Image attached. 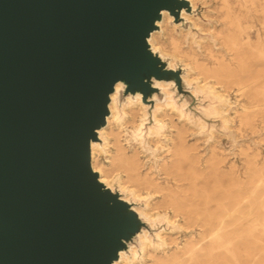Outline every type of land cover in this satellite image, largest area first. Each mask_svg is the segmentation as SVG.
<instances>
[{
	"label": "water",
	"instance_id": "water-1",
	"mask_svg": "<svg viewBox=\"0 0 264 264\" xmlns=\"http://www.w3.org/2000/svg\"><path fill=\"white\" fill-rule=\"evenodd\" d=\"M187 0H0V264H113L145 224L98 180L110 94L185 91L147 39Z\"/></svg>",
	"mask_w": 264,
	"mask_h": 264
},
{
	"label": "bare ground",
	"instance_id": "bare-ground-1",
	"mask_svg": "<svg viewBox=\"0 0 264 264\" xmlns=\"http://www.w3.org/2000/svg\"><path fill=\"white\" fill-rule=\"evenodd\" d=\"M187 1L190 4V11L182 9L179 20H175L173 15L167 10L161 11V18L156 22L157 29L150 33L147 42L151 51L158 54L169 68L175 69L179 67L177 62L182 64L180 67L182 70L180 75L182 84L192 95L197 97L203 95L204 98H208L203 91L206 77L201 76V73L207 70L203 63H200L195 55L191 53H188V59L184 57L185 62L176 58L182 57L180 55L182 51L179 47L178 37H187L193 34L191 32L192 28H200L202 30V26L204 25L194 11L197 1L206 4V0ZM223 3L227 6L225 0ZM203 15L205 16L204 13ZM225 17L228 18L227 22L232 26L233 31L210 30L212 36H223L234 47H248L258 57L264 59V13L260 26L255 29V39L253 41L249 36V30L254 25L242 26L229 9L225 12ZM181 20L189 23L187 28L181 26ZM176 29L179 30L178 34L175 33ZM188 37L192 39L191 36ZM165 42L169 45V49L164 46ZM197 42L203 46V40H198ZM205 49L208 55L215 59L211 72L219 75L226 83H233L239 94L246 92L248 89L264 94V75L249 76L248 79L243 80L242 77L238 76L239 74L237 75V70H235V66H232V63L224 59L222 55H214L212 49L208 46ZM186 61L189 63L188 65L185 64ZM195 78L197 80H194ZM153 86L157 88V92H154L148 101H143L141 94L138 92L122 95L124 89L122 82H117L114 85V90L109 97L108 114L105 117V124L97 130V139L90 143V164L93 171L98 174V180L104 186L112 192H117L122 200L131 204V208L145 224L154 227L155 222L162 218H153L152 215L155 212V207H151L149 202L145 201V195L134 184L129 182L133 181L155 188L157 183L150 172L142 173L140 171L141 166L147 160L140 157V154H143L140 145L137 144L128 153L125 146L127 140L124 139L123 141V138H121V132L127 126L130 125L136 128L140 126L141 122H138V116L144 114L142 126L139 130L141 134H146L148 144L154 142L156 146L161 145L162 151L166 152L168 155L167 160L165 161L163 157H160L161 163H158L157 166L163 174L162 177H169L175 183V189H168L164 193V196L168 197L174 204L175 211L181 214L183 223L186 225L185 227L195 224L199 227L200 231L197 237L191 236L181 246H176L177 251H174L165 258H161L156 255L157 248L151 247V240L157 241L161 239L166 244L173 240L167 238L164 229L156 230L151 234L145 227H142L133 237L132 241L127 244V248L119 251L118 258L113 264H129L128 261L130 260L132 263H135V257L139 254V251H142V257H150L153 264H226L229 260L234 264H242L240 261L242 253L247 254L249 250L248 247H240V243L246 240L247 236H251L258 225L262 227L260 230L264 232V193L255 199L252 197V194H254L259 186L258 184L264 182V166L255 164L254 172L249 176L246 183L229 169L222 176L229 178V181H227L234 186L235 190L226 188L227 184L224 182V184L219 185L222 191L219 192V196L216 198L213 194V188L208 189L205 185L199 184V180L204 175L197 166V155L196 152H193L195 150L194 145L186 144L183 126L176 127L174 134L169 135L162 132L161 127L164 117L168 114H173L178 118V113L174 111L173 107L179 110L182 116L189 121L203 122L207 125L206 121L187 110L185 99L178 102L176 86L173 81L153 80ZM210 87L220 97L226 95L223 92V85H219L218 82L213 81ZM217 87H220V90ZM208 100L209 102L206 105L198 104L196 109L205 117H218L219 115L217 114H209L211 112L209 109L211 101L209 98ZM228 106L229 103H224L223 108H218L225 122L232 118V116L225 115ZM248 109V106L242 105V114H245ZM116 112L124 114L122 122H115ZM243 119H246L245 115H243ZM149 120L152 122L150 123ZM188 120L181 119L180 122L189 129L196 130L193 124L188 123ZM146 123L149 125L144 129ZM159 124L161 135L163 138L169 139V144L163 143L155 135V128ZM138 140L140 142V137ZM101 154L107 156L104 161H100ZM221 162L222 157L214 151L207 158V166L214 174L218 171L220 172ZM115 168H122L126 178L123 179L120 175L116 179L117 173H115ZM247 169L250 170L251 168L247 167ZM246 184H249V191L245 194ZM152 191L153 193L156 192L155 190ZM142 200H144L143 204L140 203ZM258 211H261L262 215H253L246 227L244 224L245 217ZM164 220L168 224L174 221L171 217H167ZM153 236L155 239H153ZM238 243L240 246L237 245ZM247 255L249 256L250 254Z\"/></svg>",
	"mask_w": 264,
	"mask_h": 264
},
{
	"label": "rangeland",
	"instance_id": "rangeland-1",
	"mask_svg": "<svg viewBox=\"0 0 264 264\" xmlns=\"http://www.w3.org/2000/svg\"><path fill=\"white\" fill-rule=\"evenodd\" d=\"M223 1L224 0H206V4H202L200 1L196 2L194 13L200 18L204 25L202 26V30L200 28L191 29L193 34L188 36H191L192 39L188 36L178 37L179 47L182 51L180 55H182L183 58L176 57L185 62L184 59H188V53H191L195 55L200 63H203L207 70L202 71L201 76L206 77V84L203 86V91L211 101L209 107L211 112L209 114H217L219 116L205 117L200 114L196 106L198 104L206 105L209 102L208 98H204L203 95H199L198 97L194 96L184 87L185 91L180 92L176 88L178 102L185 99L187 102V110L200 116L206 121L207 125L203 122L189 121L187 118L183 117L182 113L175 107L173 108L174 111L178 113V118L173 114H168L161 123L162 132L167 135L174 134L176 127L183 126V135L186 144L194 145L195 150L193 152H196L197 155V166L204 175L203 178L199 180V184L205 185L208 189L213 188V194L216 198L219 196V192L222 191L219 185L224 184V182L227 184L226 186L224 185L226 188L235 190L234 186L228 182L229 178L222 176L228 172L229 169L233 171L234 175H237L246 183L249 176L254 172L255 164L262 167L264 166V94L257 93L251 89L239 94L233 83H226L219 75L211 72L214 67L215 59L211 58L205 49V47L208 46L212 49L214 55H222L224 59L232 63V66H235V70H237V75L239 74L238 76L242 77L243 80L248 79L249 76H263V58L258 57L256 53L248 47L232 46L223 36L213 37L210 30L233 31L232 26L227 22L228 18L225 17V12L229 9L231 14L236 17L242 26L254 25V27L249 30V36L253 41L255 39V29L260 26V21L263 17L264 0H225L227 6L224 5ZM180 22L183 28H187L189 25V23L184 20ZM178 31L179 30L176 29L175 33L178 34ZM198 40H203V46L197 42ZM164 46L169 49L167 42H165ZM185 64L188 65L189 63L186 61ZM177 65L179 67L182 66L180 62H177ZM194 80L197 79L195 78ZM213 81L218 82L219 85H223L225 96L220 97L216 94V91L210 87ZM217 89L220 90V87H217ZM224 103H229L225 115L232 116L231 120H226V122L222 119V114L218 110V108L224 107ZM242 105L249 107L245 114H242ZM143 115L140 114L138 116V122H141L140 126L137 128L130 125L127 126V128H124L123 132H121V138H123V141L124 139L127 140L125 146L128 153L132 151L134 146L137 144L140 145L143 153L140 154V157L144 160L147 159L141 166L140 171L142 173L150 172L154 177V181L157 183L155 188L133 181L129 182L134 184L137 189L145 195V201L149 202L151 207H155V212L152 215L153 218H162L155 222L154 227H150L147 224L145 228L148 232L153 234L156 230L164 229L167 238L173 240L168 244L161 239L157 241L151 240V247L157 248L158 250H156L157 257L165 258L174 251H177L178 249H176V246H181L186 239L191 236L197 237L200 229L195 224L185 227L186 225L183 223L181 214L175 211L174 204L168 197L164 196V193L168 189H175L174 181L169 177H162L163 174L157 166L158 163H161L160 157H163V160L166 161L168 155L166 152L162 151L163 148L161 145L156 146L154 142L148 144L146 134H141L139 129L142 126ZM243 115L246 116V119H243ZM123 118L124 114L122 112H116L115 122H122ZM181 119L188 120V123L193 124L196 130L193 131L186 125H182L180 122ZM151 122L152 121H150V123ZM148 125L149 124L146 123L144 129ZM155 133L163 143L169 144V139H165L161 135L160 124L156 126ZM139 137L140 142H138ZM212 151L222 157L220 172L218 171L216 174L207 166V158ZM106 157L105 154H101L100 161H104ZM247 167L251 169L249 170ZM115 169V173H117L116 179H118L120 175L123 179L126 178L122 168ZM258 185L257 190L252 194V197H254L253 199L260 197L264 193V182ZM246 186V190L244 191L245 194L249 191V184H246ZM152 190L156 192L153 193ZM140 203L143 204L144 200L140 201ZM255 214L262 215V212L258 211L252 213V215H247L244 219L246 227ZM167 217L174 219L173 223H166L164 219H167ZM261 228L262 227L259 225L256 226L253 234L247 236V239L240 243L241 246L239 243L237 244L243 248L248 247L249 251L247 254H250L248 256L246 253H242L240 259L242 264H264V232L260 230ZM153 239H155L154 236ZM135 260V263H132L131 260L128 262L129 264H153L150 257H142V251H139ZM228 263L234 264L230 260L226 262V264Z\"/></svg>",
	"mask_w": 264,
	"mask_h": 264
}]
</instances>
